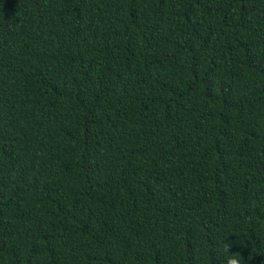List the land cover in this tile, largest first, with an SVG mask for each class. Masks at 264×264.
<instances>
[{
	"label": "trees",
	"instance_id": "trees-1",
	"mask_svg": "<svg viewBox=\"0 0 264 264\" xmlns=\"http://www.w3.org/2000/svg\"><path fill=\"white\" fill-rule=\"evenodd\" d=\"M264 264V0H0V264Z\"/></svg>",
	"mask_w": 264,
	"mask_h": 264
},
{
	"label": "clouds",
	"instance_id": "clouds-1",
	"mask_svg": "<svg viewBox=\"0 0 264 264\" xmlns=\"http://www.w3.org/2000/svg\"><path fill=\"white\" fill-rule=\"evenodd\" d=\"M225 250L230 253L227 264H241L242 256L240 253H232L230 251V245L225 243Z\"/></svg>",
	"mask_w": 264,
	"mask_h": 264
}]
</instances>
